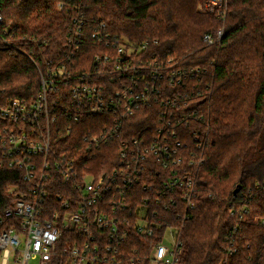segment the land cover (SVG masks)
Listing matches in <instances>:
<instances>
[{
    "label": "trees",
    "instance_id": "obj_1",
    "mask_svg": "<svg viewBox=\"0 0 264 264\" xmlns=\"http://www.w3.org/2000/svg\"><path fill=\"white\" fill-rule=\"evenodd\" d=\"M200 1L0 0V107L17 98L35 101L42 91L41 76L64 65L69 75L49 95L50 114L59 120L52 128L53 148L80 151L102 172L118 167L122 140L153 137L170 125L171 106L162 99L181 97L178 117L185 110L196 117L174 121L171 128L179 124L182 139L195 153L196 164L188 172L196 177L197 196L192 208L179 210L178 264H264V0H223L222 9L210 14L197 11ZM80 28L86 40L77 53H68V39ZM221 29V42L204 43L205 35L216 36ZM98 32L135 46L147 43L142 58L164 63L166 69L200 72L179 84L162 80L160 102L137 112L112 140L87 152L85 137L106 135L113 115L77 123L72 110L64 108L70 106L73 84L95 73L96 56L108 52L96 38ZM151 170L158 179L148 173L146 178L158 190L136 187L138 201L159 198V183L169 174L160 164ZM24 176L7 164L0 167V217L14 200L9 188L27 192ZM63 188L49 186L47 201L55 202Z\"/></svg>",
    "mask_w": 264,
    "mask_h": 264
},
{
    "label": "built area",
    "instance_id": "obj_2",
    "mask_svg": "<svg viewBox=\"0 0 264 264\" xmlns=\"http://www.w3.org/2000/svg\"><path fill=\"white\" fill-rule=\"evenodd\" d=\"M222 6L223 0H205L199 8L213 13ZM3 23L0 12V38ZM223 36L221 29L216 36L205 35L204 43L215 45ZM96 38L108 52L96 56L95 73L73 84L70 106L64 108L72 110L77 123L89 116L113 115L112 125L105 126L106 135L85 137L87 152L112 140L137 112L160 102L162 80L179 84L200 72L166 69L164 63L143 59L147 43L135 46L100 32ZM85 40L82 28L72 33L68 53H77ZM68 75L64 65L52 69L47 77L41 76L42 91L35 101L17 98L0 107V167L7 164L22 170L23 182L29 186L27 192L9 188L14 200L0 217V264H178L182 251L181 229L176 225L179 210L192 208L197 196L196 177L188 172L196 164L195 153L178 126L196 117V112L185 110L179 118L181 97L162 99L171 106L170 125L160 127L153 137L122 140L118 167L99 172L93 159L86 162L80 151L64 153L53 148L52 128L59 120L50 114L49 95ZM106 77L108 82L100 80ZM174 121L179 124L171 128ZM158 164L169 170L159 183V198L138 201L136 187L158 190L145 175L158 179L151 170ZM56 185L65 187L63 193L49 202L48 188Z\"/></svg>",
    "mask_w": 264,
    "mask_h": 264
},
{
    "label": "rangeland",
    "instance_id": "obj_3",
    "mask_svg": "<svg viewBox=\"0 0 264 264\" xmlns=\"http://www.w3.org/2000/svg\"><path fill=\"white\" fill-rule=\"evenodd\" d=\"M204 1H205V0H201L200 2H198V4H197V11H198L199 13H201V14H210V13L207 12V11H201L200 8H199L200 4H201V3H204Z\"/></svg>",
    "mask_w": 264,
    "mask_h": 264
},
{
    "label": "water",
    "instance_id": "obj_4",
    "mask_svg": "<svg viewBox=\"0 0 264 264\" xmlns=\"http://www.w3.org/2000/svg\"><path fill=\"white\" fill-rule=\"evenodd\" d=\"M240 191V187H238L235 191L234 194H237Z\"/></svg>",
    "mask_w": 264,
    "mask_h": 264
}]
</instances>
